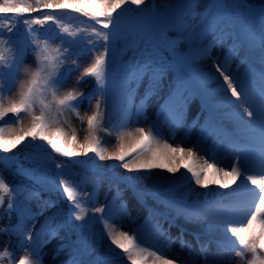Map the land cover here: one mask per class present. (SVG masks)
Wrapping results in <instances>:
<instances>
[{"label": "snow or ice", "instance_id": "snow-or-ice-1", "mask_svg": "<svg viewBox=\"0 0 264 264\" xmlns=\"http://www.w3.org/2000/svg\"><path fill=\"white\" fill-rule=\"evenodd\" d=\"M144 3L145 0H35L36 6H33L26 0H0V17H25L22 22L30 37L27 48L14 47L11 38L5 37L2 33L5 30L11 33L18 21L11 19L3 21L6 28H0V46L7 45L10 56L6 57L4 49L0 48V123H4V126H0V153L12 152L17 145L30 137L32 141L44 142L57 157H64L68 161L81 155L88 156L89 153L93 154L90 160L103 161L106 158V149L101 146L102 140L98 132L110 134L107 125L112 123L113 110L118 109L125 120L130 119L133 111L139 116L144 112L147 100L166 86L168 95L158 109L157 119L151 123L147 134L142 127L134 130L135 135L133 132L126 133L141 146L137 148L136 144H129L128 151H125L126 145L122 140L119 150L107 158L115 160L119 167L128 172L142 173L137 176H124L121 179L138 200L146 201L147 198H151L165 208L171 209L175 216L169 221V227L173 226L175 219L181 216L186 223L211 219L227 226L226 231L235 239H229L227 247L223 244L218 245L219 251L211 256L209 255L210 240L201 242V234L193 233L199 245L198 248H193L183 239L184 230H181L180 236L176 239L180 240L182 249H188L190 256L199 257L198 264H217L218 255L231 252H234L235 257L240 258V264H264V69L257 76L260 84L259 104L255 110H250L251 106H244L252 86L249 73L245 72L244 75L238 76L232 72L234 57L253 47L261 49V62L264 64V0L259 9L240 5L247 8L250 14L258 17V39H253L251 25L238 31L230 29L232 5L226 0H206L204 9L207 14L202 15L199 22L195 21L198 15L196 9L199 6L197 0H184L179 15L163 28L138 21L122 29L119 18L113 16L117 9L129 4L139 8ZM41 8L70 9L100 26L99 29L91 27V36L95 39H88L87 44L89 51H94L97 42H100L103 51L95 54L93 62L76 79L77 86L84 83L86 78L94 79L97 87L92 92L85 94L78 87L61 91L67 86L72 72L80 66L79 54L74 55L72 52L73 40L76 36L66 40L64 36L68 34V29L61 27L58 41L41 37L33 26L43 27L49 21L58 23L54 15L27 18ZM124 11L131 9L124 8ZM169 31L176 32L177 37L170 39L167 35ZM129 35L134 38L133 58L126 61L123 57L129 50L127 39ZM209 36L212 37L211 40L208 39ZM229 39L232 43L223 61L220 62L218 58L213 57L212 50ZM122 40L125 42L124 47H118ZM181 44L186 45V50H181ZM26 52H31L33 55L34 67H24ZM204 59L213 61V68L218 76H210L200 69L199 62ZM69 60L71 66L64 68ZM240 63L243 64L244 60L242 59ZM239 67L238 64L237 68ZM21 72L25 77L23 80L19 79ZM145 78L148 81L145 96L139 105H134L136 89L132 85L138 87ZM210 81L217 82V89L210 90L207 87ZM217 90L224 93L218 103L213 101ZM97 96L99 99H96ZM194 98L201 100L200 114L207 112L205 122L201 125V140L191 147L182 146L183 141L173 147L172 143L162 138L161 128L163 125H168L170 130L179 127ZM93 99H96V104L92 114L87 116L85 143L79 145L83 151L58 143L56 137L59 136L64 137L65 144L69 142V136L71 141L76 140V130L71 129L69 133L63 127L68 125V121L63 119L65 113H75L83 122L84 117L80 116L79 108L85 102L91 106ZM221 108H229L231 111L224 112L221 118L217 115ZM245 116L248 119H244ZM224 120L232 121L236 131L226 134ZM68 126L70 128V125ZM124 126L126 125L120 124L114 127ZM52 129H55V133L50 131ZM6 132L11 134L9 138L5 137ZM145 135L147 142H144ZM212 135L223 136L231 150L237 154V163L232 164L230 170L218 167L215 162L208 163L207 160L203 165L198 163L202 144ZM249 151L255 153L258 161L254 174H250L248 165ZM133 152H135L134 156ZM177 153L189 157L192 162L177 163ZM128 156H132V159H126ZM141 156L144 158L140 159ZM0 163L10 164L11 160L0 159ZM40 166L42 165H38ZM54 166L56 169H62L65 163L55 162ZM152 169H166L170 174L180 173V175L168 177L171 183L163 190L158 187L138 188L134 181L150 178L147 174ZM210 169H214L218 174L222 173L224 177H231V184L219 179H209ZM19 171L31 175L36 169L21 167ZM192 182L204 188L218 185L219 188L228 189L231 185H236L233 193L240 189L246 190L251 194V200L247 205V218L233 221L230 218L209 216L204 211V205L189 202L186 192L181 194V189L190 188ZM49 183L50 190L62 194L69 207L67 217L62 223H56L58 213L46 218L47 232L41 239L39 233L33 236L30 232L27 234L24 232V221L43 215L48 208H55V202L46 201V207H41L39 212L31 213L28 202L38 198L39 193L24 185L10 187L0 173V207H3L7 195L9 197L7 211L10 218L13 212L19 218L17 224L10 223L8 228H0V232H12L18 238V247L23 250L27 244L31 249V256L35 257L33 260L26 254L18 258L17 264H42V247L65 229H67V240L56 249L57 256L66 251L71 252L64 264H110V257L119 256L126 257L130 264H189L182 257L167 259L163 254L142 246L143 242L138 240L135 234L117 232L113 227L116 221L112 217L110 208L107 213L103 206L94 208V213L103 214L99 219L103 221V231L106 235L96 232L87 223H74L84 221L86 215L80 199L79 185L77 183L70 185L59 173L50 177ZM249 184L253 187H248ZM210 194H215V190ZM219 195L222 197L225 193ZM21 196L22 199L18 200L17 198ZM121 207L126 209V205ZM156 231L162 236L165 235L159 225L156 226ZM105 240L110 241L107 245L108 251L104 255H95L94 245H103ZM237 248L240 250H236ZM115 249H119L120 252L116 253ZM15 251L16 249H13L12 253L7 249L0 251V259L9 257L16 259ZM86 257L93 258L88 260L85 259Z\"/></svg>", "mask_w": 264, "mask_h": 264}, {"label": "rangeland", "instance_id": "rangeland-1", "mask_svg": "<svg viewBox=\"0 0 264 264\" xmlns=\"http://www.w3.org/2000/svg\"><path fill=\"white\" fill-rule=\"evenodd\" d=\"M174 1L175 0H145V3L138 8L137 13L141 15L145 13L146 11H148L151 14L152 13L151 11L154 8L158 9L163 6L164 7L169 6ZM243 1H246L250 5L262 2V0H243ZM26 2L33 4V6H36L35 0H26ZM197 2L199 6L196 9V12L198 13V15L195 17V21L199 22V20L201 19V16L207 14L206 10L204 9V3L206 2V0H197ZM150 4L154 6L150 7ZM66 10L68 13L71 14L70 19L68 18V15L65 14L66 13L65 10H63L61 13H56V12L54 13L53 9L41 8L40 11L33 12L31 13V15L37 14L40 12L42 13L39 15V17H43L44 15H54L57 17L58 23L49 21L45 23V25L49 27L51 24H57L60 27L67 28L68 34H65L64 36L66 40L72 39L73 36H76V39L73 40L72 52L74 55L79 54L78 63L80 66L78 69L72 72L70 78L67 81V86L64 89H61V91L63 92V91H67L69 89L78 87L80 91H83L85 94H87L89 92H92V89L94 86V80L90 77L86 78L84 83L77 86L76 79L77 77L81 75L84 69L93 62V58L95 54L103 51V47L100 42H97V46L94 51H89V45L87 44L88 39H95L94 37L91 36V27H96L99 29V26L88 24L83 20L80 14L75 13L74 11L70 9L69 10L66 9ZM118 10L120 9H117V11ZM230 11L232 12V9ZM34 16H38V15H34ZM6 18L7 17H4L2 18V20H6ZM14 18H17V17H14ZM156 19L152 18L151 16L146 18L147 23L149 24H155ZM0 28H6L3 22H0ZM35 29L39 32L41 37H45L44 35L45 31H42L43 30L42 27L37 25ZM85 29L87 30L85 31ZM60 31L61 30H59V33ZM104 31H107V30H104ZM2 34L5 37H7L6 30ZM58 34L55 37H50L49 39L58 41L60 39ZM177 35L178 34L174 31L168 32V36L170 38H176ZM252 37L253 39H258L259 27L256 28ZM208 39L211 40L212 37L209 36ZM120 42L118 44V47L121 44ZM231 43L232 42L229 39L222 45L213 48L212 50L213 57L218 58L219 61L222 62L225 56V52L229 49ZM13 44H15L14 47H17V48H27L29 45V43L27 42L22 43L20 45H17V43H13ZM0 48L4 49V54L7 55V57L10 56V52L7 50V45H2L0 46ZM180 48L181 50H186V45L181 44ZM257 54H258L257 57L262 59V52L259 47H257ZM126 56L129 59L133 58V49H130ZM242 59L244 60L243 64L240 63ZM238 64L240 65L239 68H237ZM69 66H71L70 60L63 67L67 68ZM24 67H34V57L31 54V52H26L25 54ZM199 67L203 72L208 73L210 76H218V74L215 73L214 71L213 61L211 59L201 60L199 62ZM248 67L249 66L245 58L244 51L234 57L233 62H232V72L234 75H238V76L244 75L245 72H248ZM255 78H256L255 80L257 81L256 86L260 85L257 75ZM19 79L20 80L25 79L23 72L20 73ZM147 83H148L147 78H145V80L139 85V89L146 92ZM207 87L210 90L217 89V82L210 81ZM253 87L256 91L254 92V90L250 88L249 96L244 103L245 107L251 106L250 110H255V108L258 106L257 105L256 107H253V103L256 101L254 96L255 94L258 95L255 85ZM253 93H254V96H253ZM166 95H168V89L166 86H164L161 89H159L155 95L151 96L147 100L146 104H148V109L144 113L137 116L135 115L133 111V115L130 117V119L118 121L119 123L118 125L125 124L126 126L114 127L115 126L114 125L113 128H110V134L107 135L108 138L106 139V142L104 143V146H103V148L106 149L105 151L106 158L103 161L97 160L96 164L99 167H101L102 169H106V167H108L110 164H113L116 162L115 160L108 159L107 157L113 155L119 150V145L122 142V140L126 145L125 151H128L127 145L129 144H136V147L140 145V143H137V141L133 137H128L126 133L128 132L134 133V130L136 128L142 127L145 129V134H147L151 126V123L157 119L156 112L158 110L160 101ZM227 95L230 97V93H228ZM223 96H224V93L219 92L217 90V92L213 96V99L215 101H219V100H222ZM96 99H98V96ZM96 99H93L91 101V106H89L87 102H85L84 104L80 106L79 112H80V116L84 117L83 122L81 121L80 117L76 116L75 113H65V116L63 117V119H66L68 121V125H70V128L68 125H63V127L65 128V131L70 133L71 129L76 130V140L71 141L70 136H69V142L67 144L64 143L63 136L56 137V138H59L60 142L64 144L65 147L70 145L74 150L81 151V152L83 151L82 149L79 148V145L85 143V137L87 136V116L92 114L94 110V106L96 104ZM232 99H235V98H232ZM200 105H201L200 98H194L190 102L185 112L183 123L179 127L175 128L174 130H170L168 125L162 126L161 128L162 138L167 139L170 143H172L173 147H176L178 144L181 143V141H183L182 146L184 147H191L197 144V142L201 140V135H202L201 125L203 123V116L206 115V113L205 115L204 113L202 115L200 114ZM219 111L224 114V112L231 111V109L221 108ZM244 119H248V118L245 116ZM224 123L232 129L236 128L235 124L230 120H224ZM24 125L25 126L27 125L26 120L24 121ZM10 126L15 127V125H10ZM50 131L55 133V129H52ZM10 136H11L10 133L8 132L5 133L6 138H9ZM144 142H147V135H145L144 137ZM242 155L243 154H241V156ZM247 155H248V165L250 169V174H254L257 167H255L252 155L250 153H248ZM10 156H11V152L10 153H0V159H4L5 161H8ZM176 156H177V163L190 164L192 162V160L189 157L184 156L181 153H177ZM80 157H84V156L81 155ZM143 158L144 156L140 157V159H143ZM131 159L132 158H130L129 160ZM205 160H207L208 163L215 162L217 163L218 167H224L230 170L231 165L234 163H237V154L231 150L228 141L224 139L223 136L212 135L206 140V142L202 144V150L199 153L198 163L200 165H203ZM5 164L7 166L10 165L7 163H0V166L2 165V167H4ZM181 171H183V169H181ZM117 172L121 175L132 174L133 176L142 174L138 172H128L127 170L121 167L118 168ZM147 175L150 178H144V179L137 181V185H139L142 188H147V189H154L158 187L161 190L162 188L165 187V185L171 183L168 177L173 176V175L178 177L180 173L170 174L167 172L166 169H152L151 172L148 173ZM208 176H209V179H219V180H223L231 184V177H224L222 173L218 174L215 172L214 169L209 170ZM61 177L66 178L69 184L71 185V182H70L71 174L64 172L61 175ZM104 182H101L95 185H91L89 183H80L79 190L81 193V196H80L81 203L86 212L85 220L81 222L87 223L96 232H100L106 235V232L103 231V222H97L95 219H92V217H95L98 214V213H94V208L102 207V206L104 207L107 200L111 198L114 194L113 185L104 183ZM237 183H239V181H237ZM231 186H234V188H236V185H231ZM248 187H253V186L249 184ZM230 188L222 189V188H219L218 185H209L208 188H204L201 186H197L195 185L194 182H192V185L190 188L181 189V194L186 192L188 200L197 201L203 197H211L216 194L219 195V193H225V195L221 197L225 201V199L230 196ZM213 190H215V194H210L212 193ZM238 192L239 193H237V196L233 197V199H238V201L241 202L238 206V209H229L228 212L230 214L231 213L233 214H231L230 217H221V218H230L233 221H242L247 218L246 213L248 212V209L246 211L244 210L245 207L242 204V202L246 200L245 196L249 194V192H247L244 189H240L238 190ZM123 197L126 199L127 207L126 209H123L120 211H116L114 209L116 213H113L112 217L116 221V223L113 224V227L115 228L117 232L124 231V232H128L130 235L135 234L138 223L147 217V210L141 209L140 206L136 204V201L134 200V198L131 197L130 194L123 193ZM17 199L18 200L22 199V196L18 197ZM34 204L35 203L33 199L28 202V207L31 213L39 212V210L35 207ZM120 205H123V203ZM117 208H121V206H118ZM53 213H56V207L48 208L47 212L43 213V215L35 216L34 219H31V218L26 219L24 221V232L26 234L30 232L33 236L39 233L41 239H43L45 235L41 234L40 231L42 230L43 226H45L46 218L51 216ZM209 216H214V215H209ZM176 219H177L176 223L181 225L183 228H186L188 232L192 231L194 233L197 232L200 234L206 233L207 235L214 237V238L225 239L224 244L228 246H229V239L231 240L235 239L231 237V233L226 231L227 226L221 225L216 220L204 219L198 223H186L182 216ZM109 223H112V221H109ZM176 223L173 224V226H177ZM1 225L2 224L0 221V227ZM163 231L165 233V235H163L164 240L161 237H158L157 240L152 239L153 246H156V248H158V249L153 248L154 251H157L158 254H163L165 258L167 259H174L176 257H182L185 260H187L189 264H198L199 257H196L195 255L190 256L187 248H184V249L181 248L180 240L176 239L177 237L180 236V232H178V230L175 227H173V229L171 227H167ZM85 232H87V229H85ZM188 235L189 234L187 235L184 234L183 239L188 244H190L193 248H198L199 245H197L196 240L193 237L188 236ZM66 237H67L66 233L62 231L60 238L52 239L50 243H48L47 245L45 244L42 247V257H41L42 264H63L64 261L68 259L69 255H71V252L66 251L64 253H61L58 256L56 255V249L58 248L60 244L63 243L62 240ZM204 242H206V240ZM109 243L110 241L105 240L103 245H100V246L94 245L95 255L105 254V252L108 251L107 245ZM218 245H219L218 243L213 244V242L209 245V255L210 256L219 251ZM118 250L119 249H115V252H117ZM236 250H240V249L237 248ZM26 254L29 255L30 259H33V260L35 259L34 256H31V249L27 247L25 250H21V252L18 253V255L14 254L16 259H12L11 257L3 258V259H0V264H17L18 258ZM249 258H250V254H249ZM5 259H7L8 261L7 263H5ZM216 259H217V264H229V261H230V264H240V258L235 257L234 252H231L229 254L222 253L218 255ZM110 264H130V262L127 260L126 257H122L120 259L110 260Z\"/></svg>", "mask_w": 264, "mask_h": 264}, {"label": "trees", "instance_id": "trees-1", "mask_svg": "<svg viewBox=\"0 0 264 264\" xmlns=\"http://www.w3.org/2000/svg\"><path fill=\"white\" fill-rule=\"evenodd\" d=\"M184 0H175L171 5L166 7H160L158 9L154 8L151 12V14L146 11L145 13L139 15L137 13L138 8L135 5H125L124 8L131 9V11H124V8H121L116 13L113 14L114 17H118L120 20L121 28L125 29L128 25L136 23L138 21H144L147 23L146 18L151 16L152 18H157L155 24H149L153 27H164L167 23L171 22L173 19H175L179 13L182 10V4ZM226 2L229 5H232L231 9V20L229 23L230 29L234 31H238L241 29H244L251 25L252 27H255L259 24L258 17L250 14L247 8L240 7V5H247L249 8L252 9H259L261 6V3H255L253 5L248 4L246 1L243 0H226ZM154 6L150 4V7ZM149 7V8H150ZM230 9V10H231ZM54 13H60L65 9H53ZM134 10V11H133ZM42 12L33 14L31 17H37L34 15H40ZM4 17H0V22L6 21V20H13L18 21L13 28V31L11 33L7 32V37L11 38V41L13 43H17V45H20L22 43H29L30 37L28 33L26 32V26L23 24V19L25 17H19L14 18L13 16H9L6 18V20H2ZM15 19V20H14ZM89 21V20H88ZM92 22V21H89ZM124 26V27H123ZM34 28L37 27V25L33 26ZM43 26L42 31H47L49 27ZM134 38L131 36V40H129V45H131V41ZM15 45V44H13ZM166 54V53H165ZM5 55V54H4ZM167 55V54H166ZM7 57V55H5ZM124 60H129V58L123 57ZM94 80V79H93ZM96 83L94 84V87L92 89H96ZM23 115V114H22ZM125 120L120 113V111L113 110L112 112V123L107 125L108 128H113L114 125H118V121ZM128 120V119H127ZM4 123H0V126H3ZM98 135L101 137L102 140V147L104 146V143L106 142V139L108 138V134L105 132H98ZM58 143H61L59 138H56ZM141 145L137 146L138 148ZM135 155V152H133V156ZM93 154L89 153L88 156L84 157H75L71 161L66 160L64 157H57L55 153L51 151L50 148H48L44 142L40 140L32 141L30 137H28L24 142L19 144L15 149L12 150L11 156L9 157V160H11V163L9 166L6 164L4 167L2 165L0 166V173L3 174V177L5 181L9 184V186L13 185H24L28 189H31L35 192L39 193L38 198L36 199L35 206L40 211L41 207H46L45 202L46 201H54L56 204V213H58V217L56 220V223H62L68 213V203L65 200V197L60 194L57 191L50 190L51 185L49 183V178L54 177L59 173L62 175L64 172L71 174V184L73 183H84L86 181L91 182L93 185L98 184L100 182L108 183L113 185L114 187V194L112 198L108 201V203L105 205V212L109 211L110 209H113L115 206V210H117L118 206H121L120 204L123 203V205H126V199L123 197V193L130 194L132 198L136 201V204L140 206L141 209L147 210V217L140 221L137 225L135 235L137 236L138 240H141L143 242L142 246L149 247L153 250L151 239L156 238L157 236H161L164 240V237L160 235L156 231V226L159 225L164 230L165 228L169 227V221L173 216H175V213L171 209L165 208L164 205L158 204L156 201L152 200L151 198H147L146 201H140L137 199V197L134 195L133 191L122 181V177L124 176H133L132 174L127 175H121L117 172L119 166L118 163L115 162L113 164H110L106 169H102L99 167L96 163L97 160L92 161L90 160V157H92ZM27 157V159H25ZM132 156L126 157V159H130ZM55 162H64L65 167L62 169H56L54 164ZM38 165H42L38 167ZM23 169H36L34 174L31 175H25L22 174L19 171V168ZM36 178H39L38 180ZM136 182V183H135ZM134 183L137 185V181H134ZM168 186V185H167ZM165 186L164 188H166ZM138 188L141 189H147L142 188L139 185H137ZM163 190V188L161 189ZM219 198V197H217ZM9 197L5 196V202L3 207H0V221H1V227L0 228H8L10 223L11 225H15L18 223L19 218L15 212L11 214V218L9 216V212L7 211V203H8ZM121 202V203H120ZM190 202H196L198 204L204 205V211H213L217 207V199H210V198H203L201 201L197 202L195 200ZM48 210V209H47ZM44 211V212H47ZM123 210V209H122ZM172 212V214H171ZM151 214V215H150ZM103 214H97L96 221L100 220L99 217ZM147 221V222H146ZM177 221V219H175ZM76 224H81V221H75ZM65 232L67 235V229L61 230V232ZM47 229L46 225L43 226L42 230L40 231L41 234L46 235ZM61 232L59 233V237L61 235ZM67 240V237L63 239L65 242ZM27 248V244H25L23 250ZM0 249L1 251L7 249L10 253L13 252V249H16L15 253L18 255V253L21 252V249L18 247V238L16 235H14L12 232H0ZM120 250H118L116 253H119ZM104 255V254H101ZM124 256L119 257H110V260L114 259H120ZM7 259H5V263H7Z\"/></svg>", "mask_w": 264, "mask_h": 264}, {"label": "bare ground", "instance_id": "bare-ground-1", "mask_svg": "<svg viewBox=\"0 0 264 264\" xmlns=\"http://www.w3.org/2000/svg\"><path fill=\"white\" fill-rule=\"evenodd\" d=\"M135 98V97H134ZM141 103V101H136V105H139ZM148 109V104H146V108H145V110H144V112L146 111ZM143 112V113H144ZM179 176V175H178ZM99 184V183H98ZM167 185H169V184H167ZM167 185H165V186H167ZM112 198V197H111ZM111 198H109L107 201H109ZM125 199V198H124ZM187 200H188V197H187ZM189 202L190 201H192V200H188ZM116 207V206H115ZM115 207L113 208V209H111V214L113 215V213H116V211H120V210H122V207L121 208H118L116 211H114V209H115ZM108 212V211H107ZM106 212V213H107ZM171 214H172V212H171ZM97 222H103L102 220H98ZM63 242V241H62ZM48 244V243H47ZM46 244V245H47ZM93 257H86L85 259H88V260H91Z\"/></svg>", "mask_w": 264, "mask_h": 264}]
</instances>
